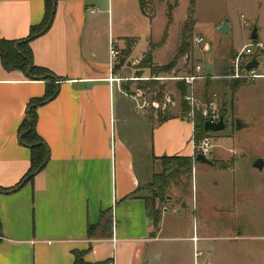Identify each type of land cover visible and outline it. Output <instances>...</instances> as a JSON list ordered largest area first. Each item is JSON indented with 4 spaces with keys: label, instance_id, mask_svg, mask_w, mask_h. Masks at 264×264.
I'll return each instance as SVG.
<instances>
[{
    "label": "crops",
    "instance_id": "crops-1",
    "mask_svg": "<svg viewBox=\"0 0 264 264\" xmlns=\"http://www.w3.org/2000/svg\"><path fill=\"white\" fill-rule=\"evenodd\" d=\"M150 5L151 0H146L144 9L140 0H56L52 25L30 42L34 65L49 70L56 78L50 84L19 70L7 71L0 62V264H74L75 251L85 253L86 264H178L180 249L167 246L170 239L194 243V264H204L207 259L214 264L216 246L210 243L209 251L213 252L201 262L195 257L197 243L213 239L200 233L203 212L199 213V207L193 209L197 234L169 236L168 231L180 227V212H188V207L180 209L178 203L170 204V211L178 215H172L175 222L169 225V210L159 207L156 226L145 191L154 176L163 172V157H191L193 170L196 165L197 121L193 124L186 119L185 100L179 102L180 115L171 116L177 102L167 94L162 84L165 80L158 79L164 77L150 72L174 60L177 68L185 56L194 59L192 50L188 54V47H184L187 19L181 24V37L175 39L169 56L161 61L178 2L171 23L168 4L158 6L163 7L167 18L159 32L157 8L151 10ZM44 15L45 0H0V35L8 40L26 38ZM166 30L168 38L162 43ZM112 45L119 52L113 60ZM211 50L212 45L207 43L203 52ZM134 60L145 65H133ZM198 64L202 74L210 76L220 74L228 62L208 73L198 60L190 73L179 74H193ZM228 68L224 73L231 72V61ZM158 74L169 77L172 73ZM112 76L136 77V81H110ZM208 79L195 82L196 96L202 104L216 97L215 86ZM48 84L56 88L57 95L40 104L36 123V132L49 147L48 160L31 181L18 186L30 168L31 158V149L22 143L19 128L27 117L28 103L43 97ZM223 84L234 97L238 91L234 83ZM145 87L157 93L151 99L158 111L138 109L130 96L135 89L145 91ZM175 90L180 93L177 87ZM223 97L222 112L226 116L229 105L225 92ZM184 106L187 110L182 113ZM165 116L169 118L161 121ZM234 121L232 118L230 125ZM241 190L256 192L255 186ZM104 212L111 214L107 234L100 226L90 237L89 226H98Z\"/></svg>",
    "mask_w": 264,
    "mask_h": 264
},
{
    "label": "rangeland",
    "instance_id": "rangeland-1",
    "mask_svg": "<svg viewBox=\"0 0 264 264\" xmlns=\"http://www.w3.org/2000/svg\"><path fill=\"white\" fill-rule=\"evenodd\" d=\"M177 2L174 22L171 30L168 31L170 41L161 52L160 60L163 61L169 56V47L176 38L178 41L181 37L183 26L181 24L191 17L193 26L187 36V53L189 54L192 50L194 59L192 60V55L188 58L183 57L177 68L174 67L172 74L168 76H181L179 74L181 71L190 73L192 65L198 60L203 64L205 72L214 73L217 71L218 64L227 61V66L219 72L220 74L208 76L211 78L208 82L215 86L214 92H216V97H210L208 103L215 100L222 111L225 92L229 106L225 116L226 129L223 132H208L212 138L209 158L214 165L196 162L195 169L191 172L173 176L169 187L165 190L164 199L162 197L156 199V209L167 207L168 215L172 216L178 213L170 211V204L178 203L180 209L188 207V212L184 209L180 212L181 218L178 222L181 223L180 227H177L175 232L168 231L169 236L182 237L195 234L193 209L195 206L199 207V213L203 212L200 217L202 226L200 233L213 238L210 242L197 243L202 252L197 259L199 262L213 252V250L209 251L210 247L207 243H210L216 246L212 255L214 264H264V239L261 238L264 236V168L262 171L254 168L258 159L264 160V78L242 82L234 97L228 89L229 93H227L223 84L227 83L231 86V82L236 83L232 80L230 82L225 77L229 75V72L224 73V71L229 69L231 54L252 40L251 34L254 28H257V40L264 43V0H151V10L157 8L156 29L158 32L164 27L167 19L163 7L158 6L162 3L176 6ZM225 22L228 24L229 31L221 32L220 27ZM195 36L203 37L204 44L195 45L192 41V37ZM207 43L212 45V50L208 53L203 52ZM140 65L145 64L141 62ZM127 70L131 73L129 68ZM160 71V67H153L150 72L155 73L156 77H166L165 74H158ZM123 78L127 79L124 82L136 81V77L124 76ZM175 83L174 80L162 82L171 100L177 102L176 110L171 113V116L180 115L179 102L181 103V100L184 102L181 93L175 90V87L179 89L181 81ZM157 84L159 85L160 82ZM157 88L160 89L159 86ZM145 89L147 96L155 99L157 93H152L146 87ZM232 118L235 121L236 119L244 121L247 127L237 130L235 121L233 125H230ZM219 153L224 156H219ZM231 155L233 157L229 158ZM232 159H234L233 163H231ZM249 186H255L256 192L241 190ZM145 191L152 203V193L147 188ZM184 215L188 216L184 217ZM173 220H175L174 216L169 217L168 225L172 224ZM172 245L180 249V253H177L178 264H194L192 241L170 239L167 246ZM169 260L172 261V258Z\"/></svg>",
    "mask_w": 264,
    "mask_h": 264
},
{
    "label": "trees",
    "instance_id": "trees-1",
    "mask_svg": "<svg viewBox=\"0 0 264 264\" xmlns=\"http://www.w3.org/2000/svg\"><path fill=\"white\" fill-rule=\"evenodd\" d=\"M56 0H45V15L43 21L38 25L32 27L30 34L23 39L20 40H8L3 38L0 35V62L2 67L7 71H14L19 70L23 73L29 71L28 77L37 78V79H44L49 80V84L52 83L54 79L49 70L41 67H37L34 65L33 62V53L30 48V42L35 39L38 35L45 33L50 26L52 25L53 18H54V5ZM142 9L146 6V0H140ZM174 9L173 5L168 4V23L173 21L172 19V10ZM193 26V19H190L185 23L184 27V47H188L187 45V36L188 33L191 31V27ZM168 38L167 30L164 33L162 38V43H165ZM182 50H180L181 54ZM143 62V61H142ZM145 63V62H144ZM176 61H172L170 64L160 67L161 72H171V70L175 67ZM234 83V89L240 87L244 80H238ZM46 89V93L41 98L31 99L28 103L27 108V117L22 122L19 128V133L21 137V141L23 144L27 145L31 149V158H30V168L26 175L22 178V181L19 183L18 186L23 184L24 182H29L32 180L33 175L41 170L43 167V163L49 156V147L43 141V139L38 135L36 132V123H37V108L40 104L50 101L56 97V88L49 85ZM179 89L181 96L184 97L186 92V85L184 82L179 84ZM187 107L184 106L182 108V113H185ZM222 116H225L221 111ZM169 116H165L161 119V121L167 120ZM225 118V117H224ZM196 123L195 124V141L199 142L203 137H205L208 133L204 131L203 128V119L200 115L196 116ZM163 172L161 174H156L151 184H149L148 189L153 195V216H154V223L157 224L160 221V213L159 210L156 209V199L165 197V190L169 187L173 176L176 174H183L186 172H191L194 167V161L191 157H180V156H173V157H163ZM42 167V168H41ZM181 172V173H180ZM111 222V214L104 212L101 214L100 223L98 226H89L88 228V235L90 237L94 236L97 227L102 226V231L107 234V230L109 228V224ZM75 260L74 264H86L84 260V252H74ZM100 264H107V263H100Z\"/></svg>",
    "mask_w": 264,
    "mask_h": 264
},
{
    "label": "built area",
    "instance_id": "built-area-1",
    "mask_svg": "<svg viewBox=\"0 0 264 264\" xmlns=\"http://www.w3.org/2000/svg\"><path fill=\"white\" fill-rule=\"evenodd\" d=\"M243 17V15H242ZM247 25V22H245ZM193 42L196 45L204 44L205 40L201 36H195ZM207 45V44H206ZM205 45V46H206ZM119 52L114 45L110 48V57L115 59L118 57ZM253 60H256L258 65L251 69H247L246 66ZM141 64V60H134L133 65ZM232 70L229 75L225 77L230 80H244L245 82L253 81L255 79L264 78V43L252 39L250 42L246 43L240 50L235 52L231 60ZM208 78L207 75L202 74V66L200 64L196 65L194 68V73L185 76L178 77H164L158 78L160 80H177L183 81L187 85V92L184 95V100L188 105V111L186 113V119L190 120L195 124L196 116L200 115L204 122L210 120L211 122H218L221 118V109L216 101H211L209 103H200L195 92V82L199 79ZM125 81V78H117L112 76L110 81ZM130 96L136 101L138 109H153L158 111V107L154 106L153 101L147 96V93L142 89H135ZM212 138L209 135L203 137L199 142L194 140L195 153H201L206 157L211 154ZM163 211L168 210L167 207L162 208ZM197 242L199 239L195 236L193 239ZM202 252L196 250L195 257L198 259Z\"/></svg>",
    "mask_w": 264,
    "mask_h": 264
},
{
    "label": "water",
    "instance_id": "water-1",
    "mask_svg": "<svg viewBox=\"0 0 264 264\" xmlns=\"http://www.w3.org/2000/svg\"><path fill=\"white\" fill-rule=\"evenodd\" d=\"M220 31L221 32H228L229 31V27H228V24L226 22L223 23V25L220 27ZM251 38L252 39L258 38L257 28L253 29L252 34H251ZM145 60H147V58ZM257 65H258L257 61L253 60L252 62L247 64L246 68L251 69L253 67H257ZM27 75H29V71L27 72ZM235 125H236V129L239 131L247 127V124L244 121L238 120V119H236ZM225 129H226V122H225L224 116H222L218 122H211L210 120H208L204 123V131L207 133L208 132H223ZM194 158H195L196 162H201L203 164H208L211 166L214 165V162L209 157H206L205 155H203L201 153L195 154ZM47 160H48V158L45 160L42 167H44ZM254 168L259 170V171H262L264 168V160L258 159L254 164ZM204 264H209V259H207L204 262Z\"/></svg>",
    "mask_w": 264,
    "mask_h": 264
}]
</instances>
